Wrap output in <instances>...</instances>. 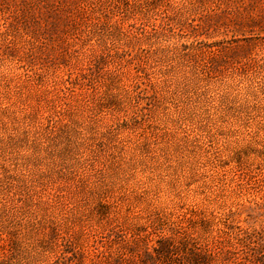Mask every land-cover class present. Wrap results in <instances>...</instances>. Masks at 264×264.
I'll use <instances>...</instances> for the list:
<instances>
[{
    "label": "rangeland",
    "instance_id": "obj_1",
    "mask_svg": "<svg viewBox=\"0 0 264 264\" xmlns=\"http://www.w3.org/2000/svg\"><path fill=\"white\" fill-rule=\"evenodd\" d=\"M263 230L264 0H0V264Z\"/></svg>",
    "mask_w": 264,
    "mask_h": 264
},
{
    "label": "trees",
    "instance_id": "obj_2",
    "mask_svg": "<svg viewBox=\"0 0 264 264\" xmlns=\"http://www.w3.org/2000/svg\"><path fill=\"white\" fill-rule=\"evenodd\" d=\"M152 234L153 232L144 234L147 242ZM135 235L137 234H132V240L130 242L138 247L136 243L138 239ZM181 235L182 236L177 242L176 240L174 242L169 239H160L156 241L158 245L156 247L152 246L151 252L148 248H145L141 254L137 255V264H246L243 261L235 263L238 258L236 255L234 256L235 253L231 250H223L221 247L218 248L216 244L214 246H209L207 242H201L197 238L185 236V233ZM248 237V248L254 250L255 253L252 259L247 260L248 263L264 264V230L251 233ZM251 238H256V242H250ZM242 239L243 238H241V240ZM243 240H247V238L244 237ZM252 244H255V246L252 247ZM129 246L127 242L125 247ZM131 249L132 248L125 249L124 254H121L120 258L122 262H126L128 256L130 257H128L130 261L133 262L134 255Z\"/></svg>",
    "mask_w": 264,
    "mask_h": 264
}]
</instances>
